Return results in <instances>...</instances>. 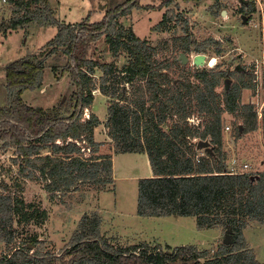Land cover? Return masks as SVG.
Returning <instances> with one entry per match:
<instances>
[{"label": "trees", "instance_id": "obj_1", "mask_svg": "<svg viewBox=\"0 0 264 264\" xmlns=\"http://www.w3.org/2000/svg\"><path fill=\"white\" fill-rule=\"evenodd\" d=\"M247 6L243 12L246 16L254 10L252 2ZM140 7V0H125L98 22L86 18L63 24L54 18L49 0L26 2L23 12L17 6L14 16L0 23V31L6 33L33 22L56 26V35L44 49L57 58L63 53L62 71L68 74L73 91L50 109L31 107L24 103L22 94L41 87L44 60L30 55L9 64L5 69L6 105L0 107V142L3 148L15 149L13 162L19 160L22 172L29 178L38 174L43 179V188L52 199L82 183L100 190L112 185V155L100 153L101 143L93 137L100 121L93 113L82 120L83 111L94 100L91 78L98 67L103 72L99 90L114 100L105 124L113 153H144L149 161L152 176L138 181L137 214L194 217L200 230L230 229L232 243L220 244L212 257L193 246H166L164 251L118 250L100 235V216L91 213L81 218L70 243L59 255L30 253L28 244L37 243L33 238L28 244L11 247L0 256V264H264L249 256L243 235L250 221L264 225V173H232L222 149L224 113L238 112L245 133L255 131L260 123L264 140V110L259 122L252 105L240 104L242 89L255 87L252 76L242 72L239 84L223 80L229 73L216 69L170 77L165 70L172 63L153 60V48L132 30L117 27L119 17ZM169 13L163 15L155 30L165 27L172 18L178 20V15ZM181 28L185 36L175 40L181 53L200 52L186 20ZM103 36L114 53L122 48L129 55L128 64L118 75L113 74L111 65L87 58L88 48ZM221 53L218 47L216 54ZM52 69L56 71L57 65ZM222 82L224 89L217 93ZM192 118L198 123H192ZM198 140L208 141L212 153L198 155ZM46 148L51 153L41 155ZM30 207L18 196L0 193V242L9 245L14 241L16 219L45 221L46 211Z\"/></svg>", "mask_w": 264, "mask_h": 264}, {"label": "rangeland", "instance_id": "obj_2", "mask_svg": "<svg viewBox=\"0 0 264 264\" xmlns=\"http://www.w3.org/2000/svg\"><path fill=\"white\" fill-rule=\"evenodd\" d=\"M16 1L20 4H10L7 0L0 5V23L10 20L14 12L19 10L17 6L22 11L23 4L32 0ZM124 1L49 0L54 18L63 24H75L86 18L89 22H98L108 10ZM250 1L140 0L141 7L119 17L117 27L132 30L136 37L153 48V60L172 63L165 70L172 78L181 77L185 73L191 75L197 69H216L229 73L227 79L223 80L229 79L230 84H239L242 72L248 73L252 76L255 87L242 89L240 104L252 105L260 122L264 110V0L253 2L254 10L246 13L247 16L243 15L249 8L246 3ZM166 12L178 15V20L172 18L165 27L155 30ZM242 16L246 17L245 21ZM185 20L193 39L200 44V52L184 53L189 61L182 64L179 59L182 51L175 40L185 36L181 28ZM56 33V26L35 22L7 30L6 33L0 31V107L5 106L7 100L6 67L30 55H37L44 60L43 77L40 88L27 90L22 94L24 103L34 108L50 109L69 98L73 87L68 74L62 71L63 53H59L60 58H57L44 49ZM218 47L222 50L220 55L216 54ZM59 51L61 49L57 50ZM40 52L43 54L40 55ZM197 54H203L205 61L214 57L215 64L210 67L205 62L204 66L195 67L192 57ZM87 58L111 65L114 75H118L129 62L128 53L122 48L114 53L104 36L91 44L87 50ZM53 65H57L56 71L52 69ZM102 74L100 68H95L91 78L94 100L83 111L82 120L88 119L91 113L98 117L100 128L97 127L94 137L103 138L99 152L112 155L113 142L106 135L108 128L105 124L109 119V107L114 100L99 90ZM125 88L128 90V85ZM223 89L222 82L216 92L220 93ZM195 119L192 118L191 122L197 124ZM223 120L222 149L227 153V169L239 174L264 173V140L260 123L255 131L245 133L238 112L224 113ZM2 145L0 142V193L18 196L32 210H44L47 216L44 222L38 219L18 222L16 219L14 241L9 245L0 242V256L8 253L14 245L28 244L33 238L37 243L29 247L30 253L37 251L59 255L70 243L81 218L91 213H98L100 216V235L118 250L160 248L164 251L166 246L170 249L193 246L198 252L205 251L209 257L220 250L224 229L216 227L200 230L196 227L194 217H142L137 214L138 181L152 176L144 153L115 155L112 158L114 182L105 189L100 190L96 185L82 183L78 184L77 189L64 195L58 194L52 199L43 188V179L38 174L29 178L27 172L21 171L19 160L17 163L13 162L17 157L15 149L3 148ZM50 153L51 150L46 148L41 155ZM85 153L89 154L87 151ZM197 153L202 156L206 151L197 149ZM244 165L247 167L244 168ZM243 235L249 256L258 263H264V225L250 221Z\"/></svg>", "mask_w": 264, "mask_h": 264}, {"label": "water", "instance_id": "obj_3", "mask_svg": "<svg viewBox=\"0 0 264 264\" xmlns=\"http://www.w3.org/2000/svg\"><path fill=\"white\" fill-rule=\"evenodd\" d=\"M224 13L225 12H223V14ZM243 20L244 21L246 20L245 16H243ZM179 59L181 60L182 64H186L189 61V58L184 53L179 54ZM205 62H206L205 56L203 54H197L194 57H192V64L197 68L200 66H204ZM196 149H204L207 153H212V147L208 141L198 140ZM222 242L224 245H230L232 243L230 229L225 230V234ZM28 247H30L29 244Z\"/></svg>", "mask_w": 264, "mask_h": 264}, {"label": "crops", "instance_id": "obj_4", "mask_svg": "<svg viewBox=\"0 0 264 264\" xmlns=\"http://www.w3.org/2000/svg\"><path fill=\"white\" fill-rule=\"evenodd\" d=\"M99 125H100V124H99ZM99 125H98V126H99ZM98 126H97V127H98ZM97 127L94 129L93 137H94V135H95V132H96V130H97ZM99 128H100V126H99ZM99 128H98V129H99ZM106 135H107V134H106ZM104 138H107V137H105V135H104ZM94 141L97 142V143H101V142H103V138H102V139H100V138H99V139H96V138L94 137ZM106 141H107V140H106ZM125 154H126V153H125ZM115 155H119V154L112 153V158H114ZM113 179H114V172H113Z\"/></svg>", "mask_w": 264, "mask_h": 264}, {"label": "built area", "instance_id": "obj_5", "mask_svg": "<svg viewBox=\"0 0 264 264\" xmlns=\"http://www.w3.org/2000/svg\"><path fill=\"white\" fill-rule=\"evenodd\" d=\"M256 1H260V0H251L250 2H256ZM7 2V0H0V5H2V4H4V3H6ZM227 130H228V128H226ZM247 166L246 165H244V168H246ZM234 168V167H233ZM232 168V169H233ZM232 173H236L234 170H232L231 171Z\"/></svg>", "mask_w": 264, "mask_h": 264}, {"label": "bare ground", "instance_id": "obj_6", "mask_svg": "<svg viewBox=\"0 0 264 264\" xmlns=\"http://www.w3.org/2000/svg\"><path fill=\"white\" fill-rule=\"evenodd\" d=\"M215 58L214 57H212V58H210V59H208L206 62H207V65L208 66H213L214 64H215Z\"/></svg>", "mask_w": 264, "mask_h": 264}, {"label": "flooded vegetation", "instance_id": "obj_7", "mask_svg": "<svg viewBox=\"0 0 264 264\" xmlns=\"http://www.w3.org/2000/svg\"><path fill=\"white\" fill-rule=\"evenodd\" d=\"M247 4V3H246ZM243 15H244V13H243ZM243 17V16H242ZM236 72H238V67H236Z\"/></svg>", "mask_w": 264, "mask_h": 264}]
</instances>
